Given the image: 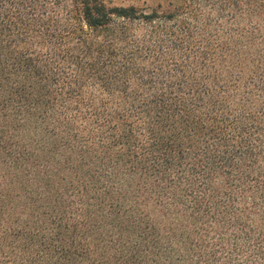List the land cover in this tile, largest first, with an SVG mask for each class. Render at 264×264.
Instances as JSON below:
<instances>
[{
  "label": "trees",
  "instance_id": "16d2710c",
  "mask_svg": "<svg viewBox=\"0 0 264 264\" xmlns=\"http://www.w3.org/2000/svg\"><path fill=\"white\" fill-rule=\"evenodd\" d=\"M0 264H264V0H0Z\"/></svg>",
  "mask_w": 264,
  "mask_h": 264
}]
</instances>
